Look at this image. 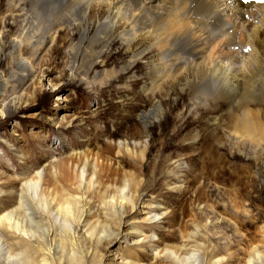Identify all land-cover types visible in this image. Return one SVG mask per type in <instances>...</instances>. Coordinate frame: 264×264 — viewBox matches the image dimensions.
Segmentation results:
<instances>
[{"label":"rangeland","instance_id":"374dc122","mask_svg":"<svg viewBox=\"0 0 264 264\" xmlns=\"http://www.w3.org/2000/svg\"><path fill=\"white\" fill-rule=\"evenodd\" d=\"M9 8L0 0V214L39 179L47 199L67 196L73 210L79 202L89 212L80 234L98 236L106 222L114 232L98 248L70 230V264L264 259V139L231 135L239 130L240 116L229 119L238 113L235 99L193 105L188 90L163 83L171 70L153 90V53L125 70L130 58L118 41L97 59L74 62L78 34L70 27L43 43L24 41L32 68L20 67L10 37L21 18ZM263 103L248 104L262 124ZM125 184L130 207L111 218L105 201ZM70 220L80 223L71 213Z\"/></svg>","mask_w":264,"mask_h":264},{"label":"bare ground","instance_id":"6f19581e","mask_svg":"<svg viewBox=\"0 0 264 264\" xmlns=\"http://www.w3.org/2000/svg\"><path fill=\"white\" fill-rule=\"evenodd\" d=\"M9 4L8 14L21 18L19 34L10 37L20 67L32 68L22 55L24 41L53 39L59 28L70 27L78 34L70 48L74 62L97 59L111 42L118 41L130 58L125 70L153 53V90L171 70L163 83L188 90L193 105L235 99L238 113L229 117L240 116L239 126L235 125L239 130L231 131L235 138L247 137L258 144L264 139V124L257 120V113L252 118L248 107L264 99V0H9ZM138 43L146 46L139 48ZM38 180L26 183L27 194L25 190L16 206L0 214V264H70V230L85 232L81 219L85 221L89 212L79 202L73 210L75 204L67 196L62 201L47 199L40 193ZM127 186L105 201L111 218L121 220L130 207L124 192ZM70 213L80 223L70 220ZM108 224L100 235L92 232L80 238L97 247L109 244L114 232ZM192 257L196 262V256ZM247 264H264V259L257 254Z\"/></svg>","mask_w":264,"mask_h":264}]
</instances>
